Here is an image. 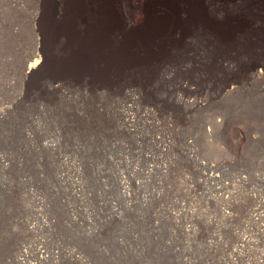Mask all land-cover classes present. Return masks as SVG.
<instances>
[{
  "label": "rangeland",
  "instance_id": "374dc122",
  "mask_svg": "<svg viewBox=\"0 0 264 264\" xmlns=\"http://www.w3.org/2000/svg\"><path fill=\"white\" fill-rule=\"evenodd\" d=\"M76 1L0 0V264H264V0Z\"/></svg>",
  "mask_w": 264,
  "mask_h": 264
},
{
  "label": "bare ground",
  "instance_id": "6f19581e",
  "mask_svg": "<svg viewBox=\"0 0 264 264\" xmlns=\"http://www.w3.org/2000/svg\"><path fill=\"white\" fill-rule=\"evenodd\" d=\"M127 2L128 0H77L71 7L70 18L78 24L81 22H87L88 17L86 14L88 9H90L93 12L92 22L89 23L91 29L101 30L110 27H117L122 21L123 12ZM91 5H93V7H91ZM59 30L60 28H56V32ZM71 37L81 49L83 48L89 52L87 53L86 51H83L84 54H80V58L86 59L88 62H92L96 65L105 64L104 59H100L98 61L94 59L101 57V52L99 51L101 47L107 43V41L96 39L92 42H88L83 35L73 29L71 30ZM119 50L123 51L124 49ZM40 51L41 50L38 51V54ZM128 53L131 52L128 51ZM38 54L34 56V60L29 63L26 68L27 76L42 70L45 66L46 56L42 55L41 57ZM40 54H42V51ZM121 54H115V56L119 57ZM56 87L57 86H54V88Z\"/></svg>",
  "mask_w": 264,
  "mask_h": 264
}]
</instances>
